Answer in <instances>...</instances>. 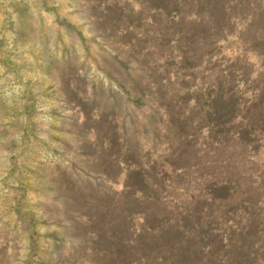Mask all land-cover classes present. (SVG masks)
<instances>
[{"label":"rangeland","instance_id":"374dc122","mask_svg":"<svg viewBox=\"0 0 264 264\" xmlns=\"http://www.w3.org/2000/svg\"><path fill=\"white\" fill-rule=\"evenodd\" d=\"M132 4L134 0H116L110 11L116 24L114 30L123 31L131 20L134 25L144 24L139 12H133L135 17L131 18ZM134 7L136 10L139 6ZM122 11H126L123 18ZM90 20L83 0H0V264H127L123 239L112 240L118 253L97 257L87 244L92 243L93 236L82 231L73 214L76 210H68L60 203L67 194L80 196L76 190L79 180L67 175L68 161L78 151L76 144L87 143L80 148L91 157L96 154L92 130L81 133L71 118L72 111L75 109L76 114L84 102L86 107L93 104L103 108L106 118L118 116L120 124L132 120V115L139 123L146 115L141 129L144 146L156 145L158 150L153 155L151 181L160 182L161 189L153 187L146 195L148 199L140 204L122 193L124 186L134 183L131 177H122L118 170L110 171L113 178H121L113 186L115 192L111 191L117 196L107 204L112 206L116 228L123 225L126 229L133 258V263L129 258L128 264H145L141 257L148 264H160L157 260L162 255H171L172 260L165 264H264V124L258 122L264 120V58L260 57L264 41L253 42L258 47V53L250 56L255 67H246L241 76L220 75L216 67L220 57L203 64L206 83L218 85L217 89L223 87L220 111L227 115L222 119L213 116L208 127L201 130L197 139L204 146L198 144L195 169L183 176L172 173L163 163L165 142H160L161 146L159 141L154 143V137L163 133L158 131L157 135L150 126L154 119L148 105L139 111L131 104V91L146 90L143 81L149 77L154 81L171 79L172 91L174 79L185 73L173 67L144 75L135 68L131 56L125 57L131 50L149 54L146 60L150 68L165 54L176 57L165 49V35L162 41L158 38L163 28L146 25L151 35L143 41L131 43L136 40L131 34H115L108 41L104 26L91 25ZM93 30L98 36L92 34ZM238 33L229 34L233 36L224 51L229 60L238 51ZM259 106L262 113L255 112ZM90 124L102 138L116 137L108 119ZM255 124L257 132L252 128ZM208 131H212L213 140L208 139ZM113 151L131 153V144L121 148L119 143ZM108 155L103 156V164L99 163L106 171L107 166L110 168ZM215 181H233L234 185L217 196L213 191ZM202 190L207 191L201 193ZM158 191L169 193L173 204L175 197L182 195L180 204L184 209L202 213L186 223V227L190 228V222L197 227L195 245L176 230L175 212L164 209L156 200ZM185 191L189 194H183ZM213 193L216 202H208ZM124 209L135 213L129 230L121 217ZM142 213L166 221L158 229L149 222V231L136 236V227H147ZM103 237L108 243V235L104 233ZM189 244L197 247L196 251L190 252Z\"/></svg>","mask_w":264,"mask_h":264},{"label":"trees","instance_id":"16d2710c","mask_svg":"<svg viewBox=\"0 0 264 264\" xmlns=\"http://www.w3.org/2000/svg\"><path fill=\"white\" fill-rule=\"evenodd\" d=\"M115 2L116 0H83L85 13L92 19L89 24L97 27L103 25L104 32L109 35L107 37L108 41L113 40L115 34L123 37L131 34V37L136 39H133L131 43L137 40L143 41L151 35L146 30V25L159 26L161 30L163 28V32L158 33V38L162 41V34L165 35L163 37L166 40L165 49L170 50L172 54H177L176 57L165 54L160 57V61L154 62L151 68L146 60V58H149V54L143 55L140 52L136 53L131 50V52L125 54V57L131 56V61L133 60L136 63L135 68L144 75L159 73L162 68L166 71L173 69V67L176 71L185 70L184 75L174 79L175 86L172 91L169 85L171 79L168 81H165V79L154 81L153 77H149L148 80L143 81L146 90L142 88L139 91H131V104L139 111L148 105L147 108L152 112L154 119L153 125L150 126L153 131H156L157 135L160 131L163 133L161 137H154V143L156 144L159 141L158 145L161 146L160 142H165L164 148L166 150L162 155L164 165L172 173L186 176V173L195 169L196 163L193 161L197 157L195 149L200 147V144L204 146L203 143L199 142L202 140L197 139L201 130L208 127L213 116L222 119L227 115L225 112L220 111V107L223 105L220 90H223V87L219 86L217 89L218 85L213 87L206 83L203 78L206 73L203 64L206 60L212 61L214 57L223 58V61L220 59L217 61L216 67L218 70H216L220 75L226 77L241 76L244 74L246 67L249 66L254 69L255 63L250 60V56L258 53V47L253 42L264 41L262 36L264 35V26L261 25L264 22V0H134L133 6L131 5V18L135 17L132 15L133 12H139V18L144 16L141 20L144 24L134 25L131 20V24L129 23V26L127 25L123 31L114 30L115 20L113 16L110 18V11L115 7ZM136 5L139 6L136 9L137 11L134 7ZM121 13V18L125 17L126 11ZM93 31L92 34L98 36L97 30ZM231 32H239L236 38L238 51H236V56L233 58L230 56L229 60L224 51L233 36L229 35ZM260 57L264 58V51L260 53ZM235 59L236 61H234ZM174 60L178 62L173 63ZM118 85L127 95L121 83H118ZM150 88H152L151 91H149ZM96 90L97 87L93 89L94 95ZM165 92L166 94H164ZM168 96L170 97L167 98ZM207 96L209 99L205 100ZM95 99L98 100L97 97ZM261 103L263 102L261 101ZM260 106L255 109V112L262 113ZM88 107L84 102L83 105L77 107L76 114H74L75 109L72 111L71 118L73 119V125L78 127L81 133H85V130L88 131V128L92 130L94 138L91 141L96 148V154L91 157L90 154L80 148V146L87 143L76 144L75 147L78 148V151L75 152V157L68 161L67 175L69 178L74 177L79 180L76 190L78 189L80 196L67 194L64 199L60 200V203L62 206H66L68 210L70 208L71 211L76 210L73 214L76 217L75 219L82 225V231L85 234L88 233V235L92 234V243L87 242L88 246L91 245L92 253H97V257H104L108 253H118L112 245V240L119 237L124 240V246L127 248L123 249V253H126L127 257L124 263L128 264L129 258L133 263L130 243L126 240V229L123 225L119 229L116 228V221L112 216V206L107 204L113 196H117L111 191L114 190L115 192L113 186L118 185L121 179L113 178L110 171L118 170L119 175H122V177H131L134 183L124 186L122 193L131 195L135 204H140V202L148 199L146 195L147 193L150 195L153 187L161 189L162 184L159 185L160 182L151 181V177L154 180L153 155H156L155 153H158V150L156 145L149 146V148L144 146L141 129L144 128L143 121L146 115L142 117V121L139 123H137L135 115H132V120L127 121L124 119L125 121H122V126H120L118 116L112 115L106 118L103 108L93 104ZM172 109L181 112L174 113ZM212 112L214 113L212 114ZM104 119H108L114 126L113 129L117 132L116 137L104 139L99 135L95 126L89 127L91 122H101ZM258 122L264 124L263 119H259ZM252 128L257 132L258 127L256 124ZM208 135L209 140L214 139L212 131H208ZM103 140L106 141L103 142ZM179 141L180 144L177 143ZM106 143L109 148L105 147ZM119 143L121 148L131 144V153L129 151L126 154L122 151H113ZM104 155H108L110 161V168L107 166L109 171L99 167V163H104ZM188 180L193 183L190 178ZM117 182L119 183L117 184ZM213 184V187H215L213 191L217 196L218 192H225L226 187L234 185L233 181H215ZM69 185L74 188L71 183ZM107 185H110V188ZM262 186L264 187V184ZM206 191L202 190L201 193H206ZM139 193H142L143 196L139 197ZM155 193L156 200L161 203L164 209L175 212L173 224L176 230L182 233L186 240L192 241L195 245L197 227L192 222H190V228L189 226L186 227V223L189 220L194 221L197 218L196 216H202V213L184 209L180 204V200L183 199L182 195H177L174 199L175 204H173L170 201L169 193L159 191ZM215 193L210 194L211 199H208V202H216ZM183 194H189V192L185 191ZM207 196L208 194L205 195V198ZM190 213L193 217H190ZM134 216L135 213L126 209L122 213L121 217L128 226V230L129 227L131 228L130 224ZM141 216L144 217L147 227L140 230L136 227V236L144 231H149L151 226L149 222H152V225L158 229L159 225L166 221L164 218L160 219V217L148 213H142ZM102 221L105 222L102 223ZM104 233L109 237L108 243L104 240ZM171 234L174 233L171 232ZM189 245L191 246L190 252L196 251L197 247L192 244ZM170 256L162 255L160 261L159 259L157 261L160 264H165L168 260H172L169 258ZM141 260L145 264L149 263L144 257H141Z\"/></svg>","mask_w":264,"mask_h":264}]
</instances>
